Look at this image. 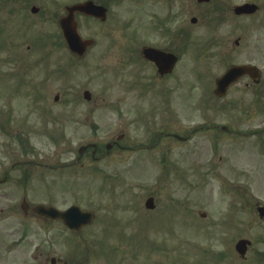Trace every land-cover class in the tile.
<instances>
[{
  "label": "rangeland",
  "instance_id": "374dc122",
  "mask_svg": "<svg viewBox=\"0 0 264 264\" xmlns=\"http://www.w3.org/2000/svg\"><path fill=\"white\" fill-rule=\"evenodd\" d=\"M33 1L40 14L30 16ZM73 1L0 0V73L10 85L15 73L21 75L25 70L28 74L22 83L34 81L42 86L23 87L22 111L13 112L8 123L11 133L3 137L7 142L0 158H5L7 168L19 162L11 172L14 178L20 169L32 172L33 177L20 185L18 193L0 198V208H4L0 209V228L7 222L26 221L17 209L28 191L31 204L78 205L94 213V225L82 242L72 239L74 236H68L59 225L37 230L44 252L38 264H50L47 255L68 264H84L86 255L97 260L93 264H148L149 259L150 264H211L212 259H220L212 256L206 260L205 254L226 246L225 241L216 239L230 222L234 233L225 236L254 241L253 252L259 255L258 251L264 250V218L257 213V207L264 206V142L260 141L264 131H253L264 130V100L251 101L241 86L225 97L214 94L215 84L210 92L212 81L195 78L196 71L190 67L191 60L198 63L203 54L199 56L201 49L195 47L185 51L177 72L179 80H185L176 85H172L177 81L173 78L163 81L161 106V86H135L128 75L115 70L119 59L126 56L124 49L130 40L124 34L102 36H109L103 30L123 29L114 25L91 24L86 29L96 44L102 37L96 45L99 51L102 45L108 51L100 63L91 61L95 47L87 57L72 61L58 40L54 54L44 53L40 47L49 44L48 33L56 38L60 35L52 17L64 13L65 5ZM244 1L222 0L226 10H214L210 17L209 30L218 28L217 35L225 41L228 34L231 37L229 45L216 43L212 48L222 63L213 59L215 66H207L212 68L211 80L224 71L229 59L258 65L264 79V0H255L262 7L258 14L239 19L233 7ZM150 9L160 17L162 1H149L147 11ZM223 14L227 20H220ZM49 24L53 28H48ZM143 29L141 35L147 42L162 40L153 23ZM166 31L163 44L175 40L179 45L176 36ZM33 37L39 49L30 52V43L37 46ZM238 37L242 38L239 47L235 45ZM225 49L230 54L224 58ZM69 65L70 70L64 72ZM0 88L7 91L3 83ZM84 90L92 93L91 100L83 97ZM31 95L37 100L31 101ZM56 95L59 98L54 101ZM82 112H86L85 118H81ZM17 129L21 141H16ZM121 133L125 134L124 148L113 147L102 160H93L87 150L76 163L81 145L95 140L104 146ZM176 134L191 135L192 139L181 141ZM53 162L71 166L45 173L41 165ZM150 196L156 200L154 211L145 207ZM220 217L227 224L220 225L221 220H216ZM49 233L56 238L53 244ZM203 245L210 252L206 253ZM91 251L97 254L89 255ZM223 254L234 258L230 249ZM257 263L262 264L259 259Z\"/></svg>",
  "mask_w": 264,
  "mask_h": 264
},
{
  "label": "flooded vegetation",
  "instance_id": "af4514ba",
  "mask_svg": "<svg viewBox=\"0 0 264 264\" xmlns=\"http://www.w3.org/2000/svg\"><path fill=\"white\" fill-rule=\"evenodd\" d=\"M88 1H91L97 6L104 7L106 9V15L104 18L105 20H103L101 19L104 17L103 14L101 15V18H99L91 14L77 12L75 16L79 21V28L82 36L84 35L85 37H88L85 29L86 26H91V24L89 23L93 22H95L96 25H102L103 27H110L111 25H114V27L123 28L120 30H103V33L107 31V34H109V36L102 35L103 37L117 38L115 34H124V37H127L130 40L128 48L124 49V53L126 56H123L119 59L116 64L115 70L117 72H122L128 75L131 83L135 86H161V94L159 97L160 100H162V105L163 81H169L173 78L177 81L173 82L172 85H176L179 83V81L185 80H179L180 77L179 75H177V72L182 67V58L185 55L186 50L190 48L200 47L201 53H199V56L203 52L198 63H194V61L192 60L190 62L192 63L190 65L192 71H196L194 72V74L197 75V77L195 78H198L199 76V78L203 81H212V83H216L218 77L222 75L220 74L219 76L214 77L211 80L212 68L207 67L215 66L212 62L213 59H216V61H218L217 64L222 63V61L219 60L220 56L218 54L214 55L212 53V48L215 46V44L217 43L218 45H221L222 43H227L229 45V43H231L230 34H228V40L225 41L224 38H221L219 35H217L216 30L218 28L209 30V26L211 24L210 17L212 16L213 11L217 10L219 11V13L222 12V0H75L72 3L70 2L68 5H66L65 9L67 10V7L69 5L75 3H85ZM142 1H150L151 3L162 1L163 3V13L161 14V17H159L161 19V36L159 38H161L162 40L160 39L161 41L159 42H147L145 40V36L141 35V31L144 32L143 28L148 24L147 18H145L148 16V12H144L143 9H136L134 7V4L138 3V5H141ZM247 2L248 1L246 0L242 2V4ZM34 4L35 1H33V5ZM39 11L40 8L37 11V14H40ZM66 14L67 11L64 14H59V19ZM154 15L155 17H157V15L159 14L155 12ZM236 17H238L239 19H244L248 16L246 14H243L236 15ZM52 18L55 21L56 15ZM225 20L227 19L225 18ZM172 23H175L173 24L174 26H170ZM48 28H53V25L49 24ZM163 30H167L165 32L166 34L171 33L172 36H176V40H178L179 45L175 44V40L167 44H163ZM49 34L50 35L47 36V40L49 41L48 46L45 45L41 46L40 48H42V51H47L49 54H54V51L56 49L54 41L55 39L51 36L52 33ZM100 38L102 37L97 38V44ZM32 41L34 43H37V39L35 37H33ZM95 43L92 46H88L87 51H90V49L94 47ZM102 43H104L103 39ZM240 44H242V38L238 37L235 41V45L239 47ZM38 46L39 45L34 47L33 45L29 44L27 46V49L32 50L30 52H35L38 51ZM149 46L163 51L164 54L166 53L173 56L175 55L177 57L176 61H170L169 63L164 62L163 71H161L155 62L147 59L143 54V49ZM107 52V49L104 47V45H102V49L98 51L99 55H96L95 61L100 63L101 60L102 62ZM229 54L230 52L225 49L223 53L224 58L227 56L229 57ZM6 60L7 58L4 59V62L2 64L3 67H5ZM170 63L172 65L171 68H169ZM236 64L241 63H232L229 59L227 61V64L224 66V72ZM104 68L105 67L102 66V70ZM209 74H211V76H209ZM15 75L16 76H13L10 79L11 82L9 85L8 79L5 77V74L3 72L0 73V85L3 83L4 87L7 89V91H5L0 88V150L7 142V140H4L3 137H7L8 134L11 133L9 131L8 123L10 122L9 120L13 117V112L20 113L22 111L23 87H25L26 89H32L33 87H42L38 83H34V81H27V83H22V78L19 75V72L15 73ZM210 86H212V84ZM237 86L243 87L246 92L245 94L251 96V101L253 102H257V100H259L263 95L262 80L261 82L256 81L255 79L253 80V78L249 75L243 76L238 83L231 86L228 90L227 95H229L230 92ZM210 88L211 87H209V90ZM43 96L45 98V96H48V94H43ZM37 98L38 97H34L31 95V101H35L37 100ZM82 117H85V115H83ZM23 123L24 121L21 120L20 126L24 127ZM77 123L79 122L75 121V124ZM19 130L20 129H17L15 132L16 134H18L19 138H17L16 141L22 140V138L19 137ZM118 137H116V139ZM116 139L111 140L112 144L110 150L106 149L107 143L104 144V146H102L101 143L97 142L87 143L86 145L96 144L95 148H89L92 158L94 160H102L104 159V157L110 154L113 147L116 146L118 148H123L124 146L122 145V141L124 139V136L122 135V140L118 141ZM17 164H19V162L12 163L10 167L7 168L5 158H0V198H7L11 194L18 193L20 185H23L24 182L31 181L33 173L24 172L23 169H20L19 171H21V173L15 175L18 176L16 179L14 178V175L11 172L16 169L15 167ZM41 166L42 169L47 171H55L57 168H59L54 164V162L53 164H44ZM27 196L28 191H25V195L22 197V200L19 204L20 209H17L19 211V214L24 216V219L26 221L7 222L0 228V264H38V262L40 261V256H42L44 252L40 247V243H38L37 230L49 229L53 225H59L63 227V230H66L62 220H51L45 216L40 215L36 209L37 205L40 203L31 204L27 200ZM46 204L50 205V202ZM29 219L31 221H28ZM86 227L87 226L77 231H71L67 229L66 232L70 236L83 239L86 235H89ZM48 235V237L50 238L49 243L53 244L56 238L51 236V233H49ZM253 251V247H248V254L244 260L248 261L250 259L249 264H258L257 259H259V255H257ZM85 252H87V249L85 250ZM92 253L97 254V252L91 251L89 255ZM87 256L88 255L85 256L86 258L84 264L96 263L97 260H93L91 256L90 258H88ZM53 258L55 260L54 264H68L66 261L63 262L61 258L54 255H47L46 263L50 261V264H52L53 260L51 262V259Z\"/></svg>",
  "mask_w": 264,
  "mask_h": 264
},
{
  "label": "water",
  "instance_id": "95a60500",
  "mask_svg": "<svg viewBox=\"0 0 264 264\" xmlns=\"http://www.w3.org/2000/svg\"><path fill=\"white\" fill-rule=\"evenodd\" d=\"M241 11H247V12H253L255 10V6L253 5H247L242 8H240ZM73 31V30H69ZM76 46H74L75 48ZM246 69V67H236L231 69L220 81H219V87L222 88L225 86L224 84H229L233 78L236 76H240L242 74V71ZM148 206L152 207V200L148 201ZM41 210L44 214H47L53 218L60 217L64 220V222L72 227V228H79L81 225L88 223L92 219V214L89 212H82L79 207L72 206L69 208V210L65 212H59L55 208L49 207H41ZM243 244V242L240 243V245Z\"/></svg>",
  "mask_w": 264,
  "mask_h": 264
}]
</instances>
